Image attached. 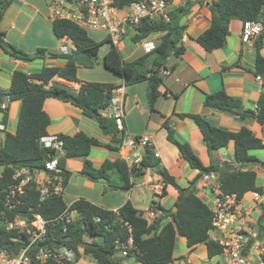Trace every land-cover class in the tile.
I'll return each instance as SVG.
<instances>
[{"label": "trees", "instance_id": "trees-1", "mask_svg": "<svg viewBox=\"0 0 264 264\" xmlns=\"http://www.w3.org/2000/svg\"><path fill=\"white\" fill-rule=\"evenodd\" d=\"M12 1L0 0V22L4 11ZM136 1L140 0H112L113 5L119 8ZM197 2H206L212 11L210 27L194 39L207 52L223 49L226 46L232 20H239L243 24L260 21L264 23V0H213L212 4L209 0H189L186 5L170 10L169 20L145 19L139 24L131 38L134 44L152 35L163 34L156 48L150 53L127 61L121 50L107 39L109 50L103 57L104 68L120 77L123 84L127 86L147 82V98L151 112H156L157 102L163 95L160 91L164 84L161 71L167 70V60L171 56L179 57L185 52L182 40L186 25L183 19ZM53 32L58 39H66L73 44L69 54H51L52 59L66 60V65L44 67L33 75L17 70L13 73L9 89L0 91V96H8L11 102L21 101L17 130L15 134L4 130V138L0 146V167L3 168L0 173V212L8 221H12L19 213L28 214V216L36 213L46 220L57 219L68 208L76 213L75 220L67 226L65 233L62 222L50 225L45 240L36 243L29 255L33 256L39 248L65 246L73 250L76 256L75 261L68 264L80 260L82 254L94 260L96 264H174L178 238H183L190 249L205 244L209 258L221 255L222 247L209 238L213 213L210 207L195 194L194 186L203 174L218 172L224 194H235L239 201H242L250 192L263 194L264 189L257 185V173L253 170L260 161L250 154L253 150L264 149L261 139L245 127L238 132H230L218 128L201 115L179 114L177 115L179 118H190L198 126L210 155L227 147L230 142H235V160L239 168L231 170L219 167L215 162L205 166L188 143L176 138L175 131L168 120L162 125V128L167 131V140L176 147L192 169L199 171L198 176L190 182L189 187H181L176 178L160 165V160L149 147L145 149L141 166L130 168L128 163L119 156L125 131L118 129L115 118L104 116V111L109 108L115 96L114 90L117 86L113 83L85 82L78 92H72L64 85L51 83L54 78L79 83V66L94 68L98 62L100 49L106 43L95 41L86 29L70 21H53ZM4 36V33L0 31V47L13 58L25 62L45 59L46 50L44 49H38L31 55L12 45L5 48L1 43V40L4 41ZM262 37L263 35L256 41L258 53L254 74L264 78V57L260 54L263 47ZM78 53L86 57L81 64L73 60ZM59 93L67 97V102H72L71 100L74 99L75 102L72 103L82 110L84 116L96 120L102 133L111 137L110 143L104 145L98 139L80 132L74 136L58 135L63 141V154L42 146L41 139L48 136V128L51 124V118L44 110V103L48 98H57ZM203 105L206 108L232 113L264 125V92L258 99L256 111L245 110L240 113L238 110L243 108L242 101L230 96L225 90L206 94ZM7 119L8 116L5 114L2 118L4 125ZM94 147H105L115 154L116 158L107 159L100 167H95L92 161L85 159L81 170L84 177L93 182H98L102 178L107 179L108 184L115 189L130 190L135 185V181L143 177L146 172H155L161 176L163 182L162 195H166L169 186L176 189L178 193L176 212L160 205L153 207L156 211H160L161 215L150 223L145 218V213L136 209L130 201L117 212L101 208L84 199L67 206L63 196L50 195L43 199L33 182L25 187V194L21 197L22 204L15 211L5 209V191L21 180V178H14L18 170L25 168L35 176L48 172L46 164L57 159L59 171L51 174L59 175L63 186L66 187L72 176L67 168V161L81 157L87 158ZM114 169L118 171L121 178L119 186L113 185L110 181V172ZM263 234L262 227L259 235ZM130 239L132 247L127 250L126 256H122L116 250L115 242L120 241L126 246ZM25 245L26 243L19 238L16 231H8L5 225L0 223L1 249L15 255Z\"/></svg>", "mask_w": 264, "mask_h": 264}, {"label": "crops", "instance_id": "crops-1", "mask_svg": "<svg viewBox=\"0 0 264 264\" xmlns=\"http://www.w3.org/2000/svg\"><path fill=\"white\" fill-rule=\"evenodd\" d=\"M188 1L170 0L167 10L170 11L184 6ZM211 19L212 11L206 2L195 3L188 15L184 17L183 23L186 25V31L182 43L185 52L179 57L171 56L166 62L168 74L164 75V84L160 88L163 95L157 102L156 112L150 111L147 98V82L127 86L123 84L120 77L104 68L103 57L109 50L108 44H105L107 47L103 52L102 48L105 45L101 47L98 62L94 68L79 66V83L67 82L58 78H54L51 83L64 85L72 92H78L85 82L115 84L117 88L114 90V94L120 99L126 135L130 138L147 137L151 149L160 160V165L166 168L183 188L190 186V182L198 176L199 171L192 169L182 158L176 147L167 140V131L162 128L163 123L167 120L174 129L176 138L181 142L188 143L205 166L215 162L219 167L235 170L232 167V164L235 163L238 169L239 166L235 160V142H230L227 147L210 155L204 144L202 134L194 121L190 118L181 119L177 116L179 114L201 115L220 129L238 132L245 127L260 139L264 136V125H260L251 119H243L232 113L206 108L203 105L206 94L225 90L230 96L242 101V112L245 110L256 111L258 99L264 92V78L259 82L254 74L255 60L258 53L256 43L243 42V23L241 21H231L230 34L223 49L207 52L194 40L210 27ZM0 31L5 35V43L27 54L33 55L38 49L46 50L45 59L25 62L13 58L0 47V91L9 89L13 73L17 70L33 75L40 72L44 67L65 66L66 60L52 59L51 54L64 53V46H67L70 50L73 48L72 42L66 39H58L55 36L53 21L48 17L46 0H13L4 11L0 22ZM162 35L155 34L143 41L153 40L158 42ZM132 36L133 31L125 39L132 42ZM90 37L92 36L90 35ZM94 40L101 41L96 38ZM132 44L134 43L132 42ZM118 48L127 61H132L145 54L140 43L134 44V48L123 47V45ZM260 54L264 57V44ZM236 63L237 65H235ZM20 109L21 101H15L11 102L7 113L0 114L1 122L5 114L8 116L5 125L7 132L15 134ZM44 110L51 118L48 135L74 136L83 132L89 137L98 139L104 145L109 144L111 141L110 136L102 133L96 120L84 116L82 110L72 102L58 98H48L44 103ZM111 114L110 109L104 111V116ZM128 151V148L120 146L119 156L125 161ZM260 151L263 152L264 157V149H260ZM144 152L145 149H140V151L132 152V154L144 156ZM258 156L261 155H256L260 164L253 167V170L257 173V185L264 189V165H262L264 164V158L260 159ZM115 158L116 155L107 148L94 147L87 158L69 159L67 168L71 171L72 176L67 186L64 187L63 194L67 206L77 200L84 199L101 208L117 212L126 202L130 201L136 209L145 213L144 216L150 223L152 218L150 219L147 214L150 209L155 210L159 205L166 209L174 208L178 198L176 189L169 186L166 195H162L163 182L161 176L155 172H146L143 177L135 181V185L130 190L115 189L108 182L90 181L81 173L85 159L92 161L95 167H100L107 159ZM45 176L44 173L36 174L39 180H42ZM142 188L159 197V201L152 199L149 208L146 210L137 206V203L144 197V193L141 191ZM194 190L195 194L210 207L212 194L203 187L201 179L194 186ZM248 195H251V197H247ZM261 195L264 198V192ZM240 206L242 208L241 221L244 224V229L260 233L261 228H264V202L255 203L252 192H250L245 195L240 202ZM156 212V218L160 217L161 212L158 210ZM260 238L264 245V234ZM180 244L186 245L183 238L180 239ZM200 246L205 247V251H198ZM199 252L205 255H201ZM183 258L189 264H201L203 262L211 264L214 257L209 258L207 246L202 244L192 249L187 247V253H182L176 257L174 255V264L182 261ZM224 264H227V262Z\"/></svg>", "mask_w": 264, "mask_h": 264}, {"label": "built area", "instance_id": "built-area-1", "mask_svg": "<svg viewBox=\"0 0 264 264\" xmlns=\"http://www.w3.org/2000/svg\"><path fill=\"white\" fill-rule=\"evenodd\" d=\"M48 8V17L52 21L64 20L75 23L79 27L101 31L108 34L114 46L119 47L121 41L125 39L132 31L136 33L139 24L145 20L155 21L159 18L169 20L168 5L170 0H140L126 7L119 8L113 5L112 0H46ZM264 18V13H263ZM263 35L264 44V23L247 22L243 24L242 40L245 43L255 42ZM145 53L153 51L157 43L153 40L139 42ZM64 54H69L71 50L64 46ZM161 74L167 75L168 70H162ZM261 82V76L256 77ZM11 104L8 96H0V114L7 113ZM116 120L120 131H125L123 122V110L120 99L114 96L109 108ZM5 125L0 121V131L5 130ZM264 145V136L261 138ZM42 146L57 150L63 154V141L58 135H48L41 139ZM122 148H128L126 162L130 168H139L143 156L134 154L140 149L151 148L147 137L130 138L126 135L122 143ZM132 152H134L132 154ZM48 172H43L46 176L42 180L38 179L23 168L16 172L14 178L21 180L8 187L4 205L7 211H15L22 204L21 197L25 194V187L28 183L36 184L43 199L50 195L63 196L64 186L62 178L59 175H53L52 172H58L57 159L46 164ZM202 185L212 194L210 209L213 213L212 229L209 232L210 240L218 243L222 247V254L227 264H264V245L257 231H247L241 221L242 208L235 194H224L221 190V179L218 172L203 174L201 178ZM255 203H263V195L252 192ZM32 210H30L31 212ZM148 216L155 219L157 212L150 209ZM76 218L75 211L68 208L60 217L54 220H46L41 215L32 213H19L12 221L5 219L4 214L0 212V223L5 225L8 231H16L19 238L26 245L17 254H10L8 251L0 248V264H68L75 261V252L65 246H55L53 248H39L33 256L29 255L33 246L47 237L50 225L62 222L65 233L67 226ZM132 247L130 239L128 245L124 246L120 241L115 242V248L122 256L127 255V250ZM141 264V263H138Z\"/></svg>", "mask_w": 264, "mask_h": 264}, {"label": "rangeland", "instance_id": "rangeland-1", "mask_svg": "<svg viewBox=\"0 0 264 264\" xmlns=\"http://www.w3.org/2000/svg\"><path fill=\"white\" fill-rule=\"evenodd\" d=\"M88 34H90L94 39H100V43H106L107 39H108V34L106 32H94L92 30H87ZM107 44V43H106ZM105 45V44H104ZM121 45H123V47H133L134 48V44H132V42L129 40V39H123V41H121ZM120 45V46H121ZM106 47L107 45L103 46L102 48V52L106 50ZM3 138H4V131H0V146H1V143L3 141ZM251 154L253 155H261L259 158L260 159H263V152L260 151V150H254L251 152ZM3 171V168L0 167V173ZM110 181L113 185H117L119 186L120 183H121V178H120V175L118 173V171L116 169L112 170L110 172ZM141 191H143L144 193V197H142V200H140L138 203H137V206L142 208L143 210H146L149 208L150 206V202L152 201V199H155L156 201H159V197L154 195L152 192L150 191H147L145 190L144 188L141 189ZM247 197H251V195H248ZM151 219V218H150ZM153 222V219L152 221ZM180 239L178 240V244H177V247H176V250H175V257L182 254V253H187V246L184 244H180ZM198 251H205V247L203 246H200L198 248ZM201 255H205L204 253L202 252H199ZM224 264L226 263V260L221 257V256H217V257H214L213 260H212V263L211 264ZM73 264H96V262L94 260H92L91 258L87 257L85 254H82L80 260H78L77 262L73 263ZM128 264V263H127ZM177 264H189V263H186L185 262V258H183L182 261H178ZM201 264H210L209 262H203Z\"/></svg>", "mask_w": 264, "mask_h": 264}, {"label": "water", "instance_id": "water-1", "mask_svg": "<svg viewBox=\"0 0 264 264\" xmlns=\"http://www.w3.org/2000/svg\"><path fill=\"white\" fill-rule=\"evenodd\" d=\"M209 3L210 4H212L213 3V0H209ZM1 43H3L4 44V47L5 48H9L10 47V45L8 44V43H4V41L3 40H1ZM74 62H76L77 64H81V63H83L85 60H86V57H85V55L84 54H82V53H78V54H76L75 56H74ZM57 98L58 99H60V100H67V97L66 96H64V95H62V94H58L57 95ZM73 103L75 102V100L74 99H72L71 100ZM240 113L243 111V109L241 108V109H239L238 110ZM262 165H264V164H262ZM232 167H233V169H237V165L235 164V163H233L232 164ZM78 174H80V173H78ZM100 181H102V182H107V179H100ZM177 208H178V205L176 204L175 206H174V208L172 209V212H176V210H177Z\"/></svg>", "mask_w": 264, "mask_h": 264}]
</instances>
